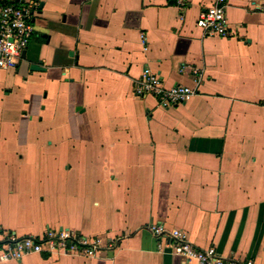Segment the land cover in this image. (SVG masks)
<instances>
[{
	"label": "crops",
	"instance_id": "obj_1",
	"mask_svg": "<svg viewBox=\"0 0 264 264\" xmlns=\"http://www.w3.org/2000/svg\"><path fill=\"white\" fill-rule=\"evenodd\" d=\"M32 1L25 58L0 70V229L104 248L6 264H197L155 225L264 264V0H228L227 38L197 26L215 0ZM146 69L197 94L139 97Z\"/></svg>",
	"mask_w": 264,
	"mask_h": 264
},
{
	"label": "built area",
	"instance_id": "obj_2",
	"mask_svg": "<svg viewBox=\"0 0 264 264\" xmlns=\"http://www.w3.org/2000/svg\"><path fill=\"white\" fill-rule=\"evenodd\" d=\"M185 0H178L179 6H185ZM228 0H215L211 7L204 11L197 26L207 37L227 38L230 36L227 19ZM38 4L32 0H19L0 8V70L17 67L22 54L29 46L35 30L34 13ZM135 93L139 97L151 96L163 108L180 105L188 98L195 96L197 91L187 86L165 87L157 74L146 69L136 83ZM152 234L158 239L171 241L170 249L175 256L186 262L197 264H255L253 261L243 263L222 257L215 248L198 249L181 230L168 231L162 225L151 228ZM112 243L108 247H113ZM104 248L101 238H84L60 232H49L45 239L32 237L20 238L7 236L0 229V264L22 261L27 256L43 252L65 254L78 253L84 257L94 258Z\"/></svg>",
	"mask_w": 264,
	"mask_h": 264
},
{
	"label": "water",
	"instance_id": "obj_3",
	"mask_svg": "<svg viewBox=\"0 0 264 264\" xmlns=\"http://www.w3.org/2000/svg\"><path fill=\"white\" fill-rule=\"evenodd\" d=\"M25 54H26V53H25V51H24V53L22 54V58H25ZM33 69H34V70H38L39 67L34 66Z\"/></svg>",
	"mask_w": 264,
	"mask_h": 264
}]
</instances>
